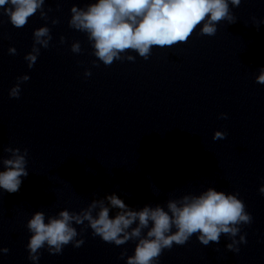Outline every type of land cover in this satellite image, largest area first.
Here are the masks:
<instances>
[{
  "label": "clouds",
  "instance_id": "9594fccd",
  "mask_svg": "<svg viewBox=\"0 0 264 264\" xmlns=\"http://www.w3.org/2000/svg\"><path fill=\"white\" fill-rule=\"evenodd\" d=\"M45 0H0V14L9 17L16 28L27 25L28 20L39 12L40 17L48 19L44 10ZM241 0H95L86 7L72 6L70 9V28L85 33L92 48L94 67L97 61L105 67L115 61H134L138 53L147 60L153 47H172L187 42L200 25V35L214 36L217 24L226 21L237 22L232 7H239ZM48 11H51L49 9ZM255 20V18H254ZM59 20L53 19L52 24ZM256 29L259 30L258 21ZM52 35L49 27L41 26L33 32V45L24 59L31 69L41 54L48 49ZM60 37V43H65ZM71 51L81 54L79 41L71 44ZM10 55H16L15 47H9ZM92 75L90 69L85 77ZM30 79L28 75L17 77V82L9 89V97L19 99L21 85ZM256 83L264 84V67L259 69ZM222 119L227 114L222 113ZM226 132L215 131L213 140L226 138ZM7 158L0 155V189L8 193L19 192L22 178H27L28 149L3 147ZM264 195V185L259 188ZM238 193H226L209 187L198 195L186 194L178 199H169L166 205H145L136 210L127 205L116 194H106L103 199H93L79 212L61 210L55 216L47 217L43 211H36L27 222L31 233L26 245L28 259L36 262L40 250L47 246L50 254H61L65 246L72 244L80 248L84 239H77L90 228L93 237H100L105 243L121 246L128 241H136L134 254L127 256V264H158L165 249L173 245H185L193 235H197L202 245L219 244L222 235L230 239L226 248L239 252V245L246 244V234H241V225L252 223L253 217L246 211V205L238 198ZM115 209V215L110 211ZM95 213V215H94ZM87 222V223H85ZM73 225H81V231ZM135 225V227H133ZM146 230V232H145ZM239 235V239L236 237ZM8 248L0 247V254H7ZM126 252L121 253L124 258Z\"/></svg>",
  "mask_w": 264,
  "mask_h": 264
}]
</instances>
